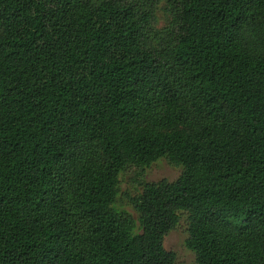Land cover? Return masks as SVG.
Here are the masks:
<instances>
[{"label": "trees", "instance_id": "obj_1", "mask_svg": "<svg viewBox=\"0 0 264 264\" xmlns=\"http://www.w3.org/2000/svg\"><path fill=\"white\" fill-rule=\"evenodd\" d=\"M183 218L264 264V0H0V264H176Z\"/></svg>", "mask_w": 264, "mask_h": 264}, {"label": "rangeland", "instance_id": "obj_2", "mask_svg": "<svg viewBox=\"0 0 264 264\" xmlns=\"http://www.w3.org/2000/svg\"><path fill=\"white\" fill-rule=\"evenodd\" d=\"M163 9L157 13L158 28H162L167 24V16ZM181 173L182 168L173 166L164 159L158 161L144 172L136 168L125 171L121 176L118 206L134 213L129 205L128 194L134 195L136 193L134 186H139V184L135 183V180L145 177L149 182H160L162 180L173 182L180 177ZM186 239L187 228L185 218H183L178 228L172 231L164 242L168 251L176 253V264H196L195 255L185 246Z\"/></svg>", "mask_w": 264, "mask_h": 264}]
</instances>
